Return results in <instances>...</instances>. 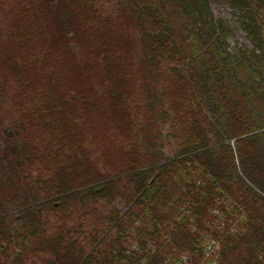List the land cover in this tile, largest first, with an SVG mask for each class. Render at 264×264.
Listing matches in <instances>:
<instances>
[{
  "label": "trees",
  "instance_id": "16d2710c",
  "mask_svg": "<svg viewBox=\"0 0 264 264\" xmlns=\"http://www.w3.org/2000/svg\"><path fill=\"white\" fill-rule=\"evenodd\" d=\"M11 6L0 264H264V0Z\"/></svg>",
  "mask_w": 264,
  "mask_h": 264
},
{
  "label": "rangeland",
  "instance_id": "374dc122",
  "mask_svg": "<svg viewBox=\"0 0 264 264\" xmlns=\"http://www.w3.org/2000/svg\"><path fill=\"white\" fill-rule=\"evenodd\" d=\"M16 1V0H8V3L9 5L11 6V4ZM12 7V6H11ZM103 7H104V11L106 13H113V6L111 5L110 2H105L103 4ZM212 9L214 11L215 14H220L221 16H224V17H228L229 18V15L227 14V9L224 7V6H220L218 4H214L212 5ZM38 17V16H37ZM39 19V17L37 18ZM235 40H239V41H243V36L241 33H238V32H235V34L233 35V38H232V42L231 44L235 41ZM2 42L0 41V44ZM172 148L174 147L173 144H171V146L167 147V149L169 148ZM26 264H49L47 261H45V259H43L42 256H34V257H31L29 260H27Z\"/></svg>",
  "mask_w": 264,
  "mask_h": 264
}]
</instances>
